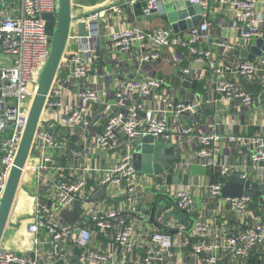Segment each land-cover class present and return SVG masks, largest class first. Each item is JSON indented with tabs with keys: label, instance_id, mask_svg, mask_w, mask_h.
<instances>
[{
	"label": "built area",
	"instance_id": "obj_1",
	"mask_svg": "<svg viewBox=\"0 0 264 264\" xmlns=\"http://www.w3.org/2000/svg\"><path fill=\"white\" fill-rule=\"evenodd\" d=\"M5 5L0 10V198L2 197L9 170L22 137L26 121L27 109L30 100L35 94L38 76L44 67L50 52V36L46 33L43 13L55 14L58 0H0ZM191 5H199L206 9L209 0H184ZM231 12L228 28L234 29L237 37L232 40H219L215 44L224 52H232L242 47H249L254 39L260 38L264 30V0H227ZM8 7H10L8 9ZM144 8L147 12L157 11L160 0H145ZM99 12H93L84 20L88 26L97 19ZM74 16V15H73ZM187 18H190L189 16ZM209 23L202 21L187 31L180 39L181 46L186 47L197 61H208L212 64L211 53L200 49L197 44L206 37ZM89 30V29H88ZM95 34L89 30L86 37L78 34H68V39L79 41L78 51L71 53L67 61L68 75L73 80L85 78L91 70L89 62L82 54L87 52L91 57L95 55L99 46ZM67 39V40H68ZM143 42L149 45L148 50L142 52L140 62L156 59L161 49L174 43L172 32L167 28H160L152 33H145L136 27L114 30L109 35L107 46L117 51H130L134 43ZM154 45V46H153ZM95 58V57H93ZM58 67V69H59ZM227 70L232 69L226 65ZM245 77H257L264 83V53L255 56L252 60L240 61L235 69ZM221 67L216 69L217 73ZM183 79L189 72L182 69ZM66 83L53 79L46 96L44 114L55 112L59 120L67 126L86 121L89 107L98 105L100 96H106L105 91H97L93 86H86L77 91L78 103L67 110L64 105ZM65 84V86H64ZM161 82L156 78H147L144 81L132 77L118 80L112 89L113 111L105 115L103 127L92 133V142L100 150L106 161L103 168H83L82 174L66 176L59 174L52 186L47 187L43 194L35 191L32 195V209L27 224V232L32 236V245L26 251H15L0 248V264H115L106 250L92 249L89 243L92 230L86 225H79L59 219V214L65 209L73 207L82 200L89 179L96 185L114 189L117 196H124L131 203V211H135L137 189L140 186L141 176L134 167V141L138 136L150 134L161 137L163 141L172 139L171 126L168 116L179 126L180 134L190 136L193 127L181 125L180 116L191 114L202 106L200 101L172 100L166 93L161 95L154 105L142 109V116H138L135 109L127 106V99L133 95L143 98L149 97L159 88ZM214 90L236 98L247 106L254 100L250 92L245 91L234 81L216 82ZM42 118L34 133L31 144V159L28 169L36 174L49 168L54 153L65 146L51 131L41 125ZM87 124V122H85ZM215 125L208 123V127ZM199 148L195 152V163L206 166L212 172L219 168L222 176H228L241 171L247 173V178L257 183L264 182V133L251 136H236L227 134L222 136L217 132L198 135ZM226 141L250 149L248 158L240 165H230L225 158L217 154L218 143ZM178 153V160L173 169L178 174L180 187L170 193L175 205L183 212L190 213L193 207V182L183 181L187 169L192 165L186 154ZM72 154L78 158L82 152L73 149ZM57 167L56 171L59 172ZM166 170L155 176L161 178L163 191L166 186ZM150 184L148 179L142 180ZM177 183V184H178ZM176 184V185H177ZM118 187V189H117ZM221 184L212 182L208 190L212 196H220ZM156 199V195L154 194ZM231 211L243 214L247 211L252 198L240 196L225 198ZM153 200L142 205L141 212H150ZM155 202V201H154ZM135 205V206H134ZM156 205V203H155ZM81 209L97 230L108 233L109 239L115 244L123 257L121 264H172L171 255L175 245L172 236L161 230H152L148 225L136 227L128 221V213L118 205H105L103 201L87 199ZM249 211V210H248ZM251 213V212H250ZM149 215V214H148ZM155 212L153 214L154 219ZM150 217V215H149ZM254 222L245 230L236 233H227L213 243L204 239V223L195 220L193 229L181 242L188 247V253L194 264H219L220 256H231L244 260L259 246L264 244V196L259 197L258 215ZM155 221V219H154ZM147 224V223H145ZM183 231L184 226L179 225ZM195 237L194 239H192ZM144 248L142 256L135 255L139 248Z\"/></svg>",
	"mask_w": 264,
	"mask_h": 264
},
{
	"label": "crops",
	"instance_id": "obj_2",
	"mask_svg": "<svg viewBox=\"0 0 264 264\" xmlns=\"http://www.w3.org/2000/svg\"><path fill=\"white\" fill-rule=\"evenodd\" d=\"M120 1L71 0L72 15L76 17L99 12L97 19L92 20L89 27L92 28L90 31L95 34V37L97 36L96 38L93 37L92 41L96 40L101 48L105 49V52L96 50L93 56L95 58L87 52L82 54L92 65L89 74L78 81L69 77L66 66L67 61L62 60L63 65H60L55 77L63 83L67 78L66 86L64 84L67 91L64 94V105L67 110L75 107L78 103L77 91L90 86V84L97 91H105L106 96H100L99 104L89 107L85 121L87 124L81 122L72 126L62 123L55 112L44 114L45 99L44 106L39 114V119L42 118L41 125L51 131L67 148L54 153L49 168L39 174L28 169L30 168L29 164L33 161L30 151L5 231L0 239V248L15 251H26L31 248L32 236L26 228L32 209V195L35 191H40L43 194L47 191V187L55 183L60 173L76 177L82 174V169L85 167L103 168L106 161L100 154L99 148L93 144L92 133L102 129L105 115L113 111L112 89L116 82L122 78L132 77L139 81L156 78L161 82L160 87L154 90L149 97L143 98L139 95H133L127 99V106L134 108L138 116L143 115V108L154 105L155 101L164 93L168 94L172 100L201 102L202 106L200 108L179 118L181 125L193 127L190 136L180 134L178 124L171 119V116H168L172 133L170 143L175 146L176 152L186 154L192 164L201 163L199 161L195 163L194 157L196 150L199 148L197 137L200 134L217 132L222 136L227 134L251 136L264 133V83L262 84L254 76L240 78L239 73L235 71V67L246 58L235 55L228 58V52H224L215 44L219 40H232L237 37L236 31L228 28L232 16L227 0H209L206 9L201 7L202 13L199 24L207 20L209 26L206 37L197 46L202 50L210 51L212 64H209L208 61H197L186 47L180 45V39L186 36L189 29L178 28L174 32L170 23L164 18L168 12L187 9L192 6L191 4L189 5L184 0H160L159 10L152 12H147L143 1L137 0L110 6ZM10 3H15V7L18 5L15 0H11ZM4 6L1 2L0 10ZM197 14L198 10L192 8L189 16L193 17ZM132 27H136L145 33H152L160 28L170 29L174 43L161 49L158 58L144 62H140L139 58L142 52L149 48V45L145 42L143 44L134 43L130 51H117L107 46L112 31ZM69 33L77 34L75 24L71 23ZM260 38L264 39V30ZM79 48L78 40L68 39L63 57L68 58L71 53L78 51ZM240 49H248V47L244 46ZM103 56H106V58ZM226 65L231 66L232 69L227 70ZM218 67L222 68L220 73L216 72ZM183 68L189 70L185 75V79H189L187 86L182 85L185 80L183 79ZM223 81H234L242 89L250 92L254 98L253 102L245 106L236 98H228L226 95L216 92L214 90L215 83ZM37 88L38 84L35 90ZM33 100H30L27 113H29ZM208 123L215 125L208 127ZM165 143L169 142L165 141ZM136 146L137 143L134 141L135 149ZM215 146L217 147L218 156L224 157L225 162L230 165H240L246 161L250 152L249 148L234 143L227 146L226 141ZM73 149L81 150V156L74 157L72 154ZM162 150L163 147H160L159 152H162ZM57 167L60 168L59 172L56 171ZM167 172L175 174L173 169ZM139 173L141 181L137 189L138 199L136 206L134 205L135 211H131V203L126 197L117 196V191L114 189L108 186L103 189L102 186L96 185L92 179H89L94 174L92 172L88 176L82 200L59 214L60 220L89 227L92 230L89 247L111 252L109 254L114 257L115 264H121L122 260H126L127 257H123V253L115 248V244L109 239L108 233L97 230L89 222L86 214L81 209L88 198L103 201L105 205L115 204L120 206L128 213V221L136 227L148 225L152 230L157 229L169 233L175 242L170 257L172 264H194L189 256L188 247L182 245L181 242L193 229L195 220L203 221L204 239L206 242L213 243L227 233H236L247 229L254 222V216L258 215L259 197L252 198L247 211L240 215L230 210L227 201L221 195L212 196L210 194L208 186L212 182H218V178L222 177L219 168H216L213 172L207 169L206 174L202 176L192 175L189 168L187 169L183 181H190L194 184L192 189L193 207L190 213L178 209L173 197L170 195L172 191L180 187V182L177 185L166 183L165 189L162 191V180L159 177L153 174ZM145 179H148L150 184L144 185L142 180ZM261 184H264V182ZM153 199H155L156 205L160 206L159 209L156 208L154 215L157 226L148 214L141 212L142 205ZM179 225L184 226L183 231L179 230ZM135 253V255L142 256L144 248H139ZM219 264H264V244L244 260L231 256H220Z\"/></svg>",
	"mask_w": 264,
	"mask_h": 264
},
{
	"label": "water",
	"instance_id": "obj_3",
	"mask_svg": "<svg viewBox=\"0 0 264 264\" xmlns=\"http://www.w3.org/2000/svg\"><path fill=\"white\" fill-rule=\"evenodd\" d=\"M130 0H121L118 3L111 4L116 6L127 3ZM143 1L145 0H137ZM190 5V4H189ZM198 10L197 16H189L190 11ZM202 8L199 5H192L187 9L168 12L164 18L170 23V26L176 32L178 28L191 29L199 24L201 21ZM87 14L81 16H73L71 9V0H58L57 11L55 14L43 13L41 19L44 21L46 33L50 36V52L48 59L38 76V88L34 95L31 108L27 115L26 125L20 139V143L13 161V165L9 170L6 185L0 198V239L5 231L8 216L13 206L16 193L19 189V184L25 163L31 151V144L33 141L34 133L38 125L39 114L44 106L46 96L49 92L53 79L55 78L59 64L61 62L71 23L76 25L77 34L81 37H86L89 30H92L88 24L82 20ZM190 18H187V17ZM187 18V19H186ZM89 29V30H88ZM97 51H104L101 46L96 47ZM264 53V39H254L248 49H240L228 52V58L232 55L252 60L255 56H262ZM107 56V55H106ZM106 56H103L106 58ZM238 72V68L235 69ZM240 78H246L245 75L239 74ZM189 79H185L182 83L183 86L188 85ZM136 149L134 152V167L139 172L144 174L157 175L162 171L170 170L174 163L178 160V153L175 151V146L171 143H165L161 137H154L150 134L138 136L136 139ZM165 145V146H164ZM160 147H163L162 152ZM207 171L206 166L200 164H192L189 167V172L192 175H205ZM245 172H235L228 176L218 178V183L221 184L220 195L223 198H234L240 196H248L251 198H258L264 196V184L257 183L247 178ZM166 183L177 184L179 181L178 174L167 173L165 174ZM155 201V199H154ZM151 205L150 212H145L150 215L152 222L153 214L159 205L155 202ZM156 225V222H155ZM157 226V225H156ZM159 226V225H158Z\"/></svg>",
	"mask_w": 264,
	"mask_h": 264
},
{
	"label": "bare ground",
	"instance_id": "obj_4",
	"mask_svg": "<svg viewBox=\"0 0 264 264\" xmlns=\"http://www.w3.org/2000/svg\"><path fill=\"white\" fill-rule=\"evenodd\" d=\"M36 91H37V90H35V93H36ZM34 95H35V94H34ZM33 98H34V96H33ZM33 98H32V99H33ZM32 99H31V100H32ZM27 115H28V113H27Z\"/></svg>",
	"mask_w": 264,
	"mask_h": 264
},
{
	"label": "rangeland",
	"instance_id": "obj_5",
	"mask_svg": "<svg viewBox=\"0 0 264 264\" xmlns=\"http://www.w3.org/2000/svg\"><path fill=\"white\" fill-rule=\"evenodd\" d=\"M0 5H1V1H0ZM51 39V38H50ZM160 180H161V178H160Z\"/></svg>",
	"mask_w": 264,
	"mask_h": 264
},
{
	"label": "trees",
	"instance_id": "obj_6",
	"mask_svg": "<svg viewBox=\"0 0 264 264\" xmlns=\"http://www.w3.org/2000/svg\"><path fill=\"white\" fill-rule=\"evenodd\" d=\"M216 177V175L214 176V178Z\"/></svg>",
	"mask_w": 264,
	"mask_h": 264
}]
</instances>
